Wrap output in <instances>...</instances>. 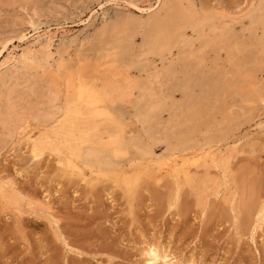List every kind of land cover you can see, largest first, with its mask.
Segmentation results:
<instances>
[{
    "label": "rangeland",
    "instance_id": "obj_1",
    "mask_svg": "<svg viewBox=\"0 0 264 264\" xmlns=\"http://www.w3.org/2000/svg\"><path fill=\"white\" fill-rule=\"evenodd\" d=\"M173 1L26 0L37 8L33 15L0 0L7 70L29 71L34 81L52 78L48 90L56 91L59 106L75 97L78 84H94L88 87L102 96L105 114L83 108L57 136L30 124L0 151V264H264V28L251 19L262 0H181L214 17L213 24L187 29L185 45L169 55H148L136 25L161 17ZM124 22L135 34L115 49L100 31ZM221 32L226 43L207 49L199 70L184 63L191 46L216 41ZM229 43L245 53L230 56ZM232 74L227 86L213 81ZM157 75L151 89L160 108L143 124L139 86L132 85ZM113 132L139 142L111 158L113 170L78 174L62 162L69 148L105 142ZM44 139L55 143L44 149ZM201 148L212 149V160H199L187 174L165 168Z\"/></svg>",
    "mask_w": 264,
    "mask_h": 264
},
{
    "label": "bare ground",
    "instance_id": "obj_2",
    "mask_svg": "<svg viewBox=\"0 0 264 264\" xmlns=\"http://www.w3.org/2000/svg\"><path fill=\"white\" fill-rule=\"evenodd\" d=\"M25 1L26 0H8L7 3H8V6L11 7L12 9H14L15 7L19 8L20 10H23V11L31 9L32 14L33 15L36 14L37 8L35 6L28 5L27 2H25ZM159 4H161V3L159 2ZM193 7L189 4H188V6H183L181 0H174L173 2H171L170 4H168L164 7L165 8L164 14L161 17H156V18L152 19L151 21H149L148 23H145L144 25H140V24L136 25V29L141 30L139 32L141 35V39H142L141 41L143 42V47L146 49L148 55L151 54V55H155V56H159V57H162L165 54L169 55L173 49L180 48V46H182V44L185 45L186 41L184 38H185V31L187 29H189V28H195L196 29L197 27H199L203 24H205V25L213 24L214 19H215L214 17H212L211 15L208 16V14L204 15L205 13H203L202 15H198L194 11ZM17 8H15V9H17ZM251 19L254 23L260 24L264 28V0H262L260 5L258 6L257 10L251 14ZM25 20L23 23H27V25H31L29 22V20H31L30 17H29V20H26L27 22ZM205 25L203 27H205ZM213 26L216 27L215 24L212 25L211 27L214 28ZM203 27H202V29H204ZM31 28H33L32 25H31ZM222 28H224V27H222ZM34 30H36V28L33 29V31ZM223 30H225V29H223ZM223 30H221V31H223ZM218 32H220V31H218ZM134 34H135V30H133L131 28V24L128 22L113 24L110 27L102 28L100 31L101 36H104V35L109 36L110 44L115 49L120 48L121 44L124 41L131 39L134 36ZM21 35H22V33L20 34V36ZM226 36H227V34H226ZM25 37H26V35L23 34L21 38L24 39ZM223 38H224V33L223 32H221L220 34L218 33L216 41H212V42L211 41L210 42L205 41V43L202 44L197 49H193L191 46L190 49H188L186 52L183 53V55H181V58H183L184 63L191 66V69L195 70V68H196L199 70V68H201V66L204 64L205 59L208 58V57L206 58V54H207L206 50L209 49L210 47H212L213 45L215 46V43L223 44V46H224V44L226 43V40ZM199 40H200V38H199ZM9 41L8 40L4 41L5 42L4 45L3 46L1 45L0 59H1V57H3V54L6 52L7 47L9 46V43H8ZM144 48H143V50H144ZM227 49H228V52L230 53V56L231 55H237V54L244 52V48L238 44H235V43H229L227 45ZM216 50H217V48H216ZM221 50H222V48H221ZM26 51H28V50H26ZM144 52H145V50H144ZM30 54L31 53H28V54L26 53V55H28V57ZM145 55H146V53H145ZM22 57L23 56H21V59H22ZM241 57H243V56H241ZM37 58H39V57H37ZM244 60H245V58H244ZM19 62H20V60L15 61L16 64H18ZM22 62H24V61L22 60ZM179 62H180V60H179ZM6 64L7 63L5 61L0 60V151L5 146H7L9 144V142H11L13 137L16 134H18L19 131L26 129V127L30 126V124H33V126L35 125V127L38 129L39 128L42 129L41 132H39V130H36L39 133H42V135H43V132L45 130L54 129L55 131L54 130L53 131H54L55 135L57 136L58 129L61 126H63V123L65 121H67V119L69 117H71L73 115L74 116L80 115L81 112H83V108H88L89 109L88 111L92 112V114L95 113L99 116H105V114L102 111L101 105H100L101 101H102L101 100L102 96L93 87H88V86H94V84L93 85H87V84H84L82 81H80L83 83V85H81V83L77 85V86H79V85L80 86H79L77 92L75 91L76 92L75 97L74 98L72 97L73 98V99L71 98L72 100H65L64 106H59V104H57L59 101V96L57 95L56 91L53 92L52 91L53 89L52 90L50 89L51 91L48 90L49 86H52V82H51V81H53V80H51L52 78L50 79L48 76H45V75L43 76L41 74L42 77H39V79L37 78L38 79L37 81H34V78L32 77V75L30 73H28L29 71L19 72V71L14 70L11 72V71L7 70ZM27 64L28 63H26V65ZM234 66H235V64H234ZM171 68H173V67H171ZM172 73H174L173 69L167 70L166 72H164V75L170 77ZM217 74H219V73H217ZM34 77H37V76H34ZM158 77L159 76L157 75V76L153 77L152 80L144 81V82L141 81V83L137 82L139 84L135 83L134 85H132V86H134V88H136L135 86H139V98H137L138 101L136 102L135 105H136L137 109L144 111V113L142 115L139 114L140 116L138 118V119H140V121L143 124L148 123L151 116L154 114L156 115V113L158 112L157 110L160 108L159 101L157 99H155V96H154L155 94H153V91L151 89V86L157 81ZM212 79L210 78V80H212ZM233 80H234V75L232 74L231 76L227 75V76H222V77L216 78L213 81L215 82V84L217 86L218 85L219 86H227V85L231 84ZM207 82H209V81L207 80ZM68 84L69 83H67V86H68ZM197 84H198V82H197ZM54 86H55V84H54ZM205 86H207V85H205ZM44 89H46V90H44ZM71 96H73V95H71ZM63 101H64V98H63ZM59 103H60V101H59ZM187 109L191 110V105L187 104ZM85 113H86V111H85ZM86 115H88V119H89V114H86ZM76 117H78V116H76ZM70 119H68V120L71 121ZM88 119L86 121H88ZM71 124L72 125L74 124V120H73V123H71ZM115 124H117V123L115 122ZM73 126L71 128H73ZM63 127H65V125ZM193 127H194V125H193ZM77 128H78V126H77ZM77 128L75 130H77ZM192 128H191V131H192ZM65 132H67V130ZM73 133H74V131H73ZM84 134L86 135L87 132H85ZM61 135H62V133H61ZM48 136L49 135L45 136V139H47V140L51 139ZM95 137H96V135H95ZM108 137H109V139L105 142H103L102 139H99V138H97L96 140H91V141H90V139H88L89 141H87V142H84L82 139L81 141H83V143L79 142L82 144L77 146L76 149H74V146L72 147V149L71 148L68 149V151L69 150H73V151L72 152L69 151V153L71 152V155L69 156V158L66 159V161H62V160H59V161H62L63 163L65 162L66 167H68L72 171H76L78 174H80L82 168L87 169L89 174L103 173V172L114 169L115 164L112 163L111 158H116L124 149L127 148V145H131L135 148H138V145H139V142L136 141L135 139H130L128 142H125L121 136V133H114L113 132ZM183 137H184V135H183ZM183 137H182V140H183ZM71 138H73V137H71ZM71 138L67 139V140H71ZM55 140H56V138H55ZM72 140H74V139H72ZM39 141L37 144H39ZM73 142L74 141H72L71 143H73ZM34 143L35 144L33 145V152L32 153L35 154L34 156H39V155H37V152H39L41 154L42 149L40 148V146H38L36 144L35 141H34ZM43 143L45 145V147H43V148L49 149V147L53 146L55 142L53 141L52 145L51 144L48 145L49 147L46 146V144H45V143H48V141L46 142V140H45L44 142H42L40 144L42 145ZM61 143H62V141H61ZM63 143L65 144L64 141H63ZM30 145H32V144H30ZM57 146H59V144H57ZM68 146L70 147V144ZM59 147H57V148H59ZM206 147H207V145H206ZM57 148H56V151L61 149V147H60V149H57ZM187 148H189V147H187ZM204 148L198 149L197 151L194 150L193 154L188 156V157H186L187 155L186 156L181 155V157L179 156V158H174V159L172 158V160L169 161V163L167 162V165L165 168L167 169V171H171V173H172V171H174L176 173V175H178L180 171L181 172L184 171L187 174V171H185V170L188 169L190 166H194V165L198 164L199 160H201V161H203V159L212 160L210 158V156L212 155L211 154L212 152H210V151L212 149L210 150V148L209 149H204ZM53 150H55V149H53ZM185 150H186V148H185ZM168 152H169V155H171V156L173 155V152H171L170 150ZM63 154H62V157H63ZM145 154L151 155V151H149V152L147 151ZM59 156H57V157H59ZM65 157H67V156H65ZM175 157H178V156H175ZM59 158H61V157H59ZM208 163H210V162H208ZM211 163H213V162H211ZM128 176H130V175H128ZM128 179H130V178H128ZM186 180H187V178H186ZM132 181H134V180L133 179L129 180L128 183H131ZM129 186H130V184H129ZM149 256H150L151 262L156 263L158 258H157V255H156V252L154 251V249L150 250Z\"/></svg>",
    "mask_w": 264,
    "mask_h": 264
}]
</instances>
